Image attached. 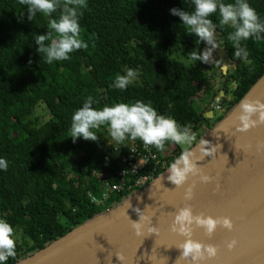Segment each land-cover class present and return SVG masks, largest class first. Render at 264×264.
<instances>
[{
  "label": "trees",
  "instance_id": "obj_1",
  "mask_svg": "<svg viewBox=\"0 0 264 264\" xmlns=\"http://www.w3.org/2000/svg\"><path fill=\"white\" fill-rule=\"evenodd\" d=\"M175 1L86 0L79 24L88 47L70 53L68 60L48 64L35 50L34 36L46 33L49 17L37 13L29 21L26 7L18 0H0V158L8 163L6 171L0 169V219L20 235L14 239L15 257L5 264L18 263L128 196L123 190L110 191L100 205L88 198L89 192L99 197L103 183L117 182L121 160L132 158L128 147L142 141L126 139L121 144L106 139L105 124L92 129L97 141L77 138L73 142L71 117L87 97L99 101L92 105L97 109L150 102L159 115L190 127L196 137L192 146L224 117L225 113L205 117L206 109L195 107L198 94L210 92L201 62L186 65L172 57L186 47L204 49V43L196 44L190 29L169 11L191 12L192 0ZM247 2L264 20V0ZM209 19L217 25L222 46L234 63L233 71L225 75L231 98L216 101L230 109L264 73V39L241 41L248 56L238 58L228 40L231 26L220 25L218 12ZM126 69L136 70L138 80L121 90L115 87V76L124 75ZM221 90L226 93L227 86ZM40 103L50 114L43 121L32 116ZM99 141L106 151L97 150ZM148 147L163 163L158 174L187 151L171 141L165 142L163 150Z\"/></svg>",
  "mask_w": 264,
  "mask_h": 264
},
{
  "label": "water",
  "instance_id": "obj_2",
  "mask_svg": "<svg viewBox=\"0 0 264 264\" xmlns=\"http://www.w3.org/2000/svg\"><path fill=\"white\" fill-rule=\"evenodd\" d=\"M215 37L217 45L216 29ZM215 56L222 59L224 73L231 63L226 50L217 47ZM245 99L264 103V73L229 113L186 151L194 154L202 174L212 177L210 182L190 176L183 186L176 187L167 179V167L117 206L77 225L16 264H175L181 255L176 246L185 238L171 231V224L175 212L188 205L194 215L226 216L233 223L231 231L218 226L211 236L193 226L192 239L217 248L216 255L201 264H264V123L237 130L236 116ZM211 116L210 110L206 117ZM252 119L257 120V116ZM203 139L214 147L212 155L202 156L199 151ZM193 184L192 199L185 200V189ZM135 209L151 218L157 233L145 230L135 235L131 228V221L139 220ZM233 239L237 243L229 250L226 245ZM117 254L123 256L122 262Z\"/></svg>",
  "mask_w": 264,
  "mask_h": 264
},
{
  "label": "clouds",
  "instance_id": "obj_3",
  "mask_svg": "<svg viewBox=\"0 0 264 264\" xmlns=\"http://www.w3.org/2000/svg\"><path fill=\"white\" fill-rule=\"evenodd\" d=\"M20 5L27 9V20L32 21L37 13L49 17L47 31L43 35L34 36L36 52L43 57L44 62L52 64L55 61L70 59V53L86 49L88 43L81 37L79 24L81 9L87 7L86 0H18ZM193 11L172 8L170 14L178 16L181 23L190 29L194 35L196 44L203 42V50L194 49L190 52L193 61L203 64H212L215 61L213 50L217 49L215 42L216 24L209 17L218 12L220 25H230L233 31L228 34V40L232 42L235 49L234 55L246 59L247 50L241 46V41L248 39H264V20H261L254 8L247 0H234L233 3H225L224 0H192ZM53 13H58L53 17ZM137 71L129 69L124 75L119 73L115 76V87L125 90L137 77ZM99 103L93 97H87L81 108L74 111L71 117L70 137L73 142L77 138L88 141H97L98 135L92 129H98L107 124L111 138L117 143H123L126 139L141 140L146 146H155L163 150L166 141L175 144H191L195 135L190 131L189 126H180L171 117L159 115L151 106L137 100L134 103H115L112 106H103L100 109L92 107ZM257 120H253V116ZM239 121L237 130L246 131L257 122L264 123V103L260 101L243 100L239 105V112L236 116ZM205 146L211 148L206 150ZM214 147L207 140H201L199 151L202 156L212 155ZM192 152H182L180 156L169 166L167 179L176 187L183 186L190 176L198 177L200 182L208 183L212 177L202 174L197 166ZM8 163L0 158V169L7 170ZM191 185L185 189L184 199H192ZM139 199V198H138ZM138 221H131V228L135 235L140 236L146 230L148 234L157 233L156 227L152 226L151 218L148 215H141L139 209ZM195 228H201L205 234L211 236L216 228L222 227L229 231L233 228L232 220L226 216L212 217L208 215L193 214L190 205L178 209L174 214L171 224V231L183 236L185 239L176 247L181 250L180 257L175 264L188 261L189 264H201L206 258H212L217 253V248L211 244H203L192 239ZM14 229L5 220L0 219V264L10 257H15L16 242L13 238ZM237 241H229L226 247L231 250ZM117 259L123 261V256L117 254Z\"/></svg>",
  "mask_w": 264,
  "mask_h": 264
},
{
  "label": "rangeland",
  "instance_id": "obj_4",
  "mask_svg": "<svg viewBox=\"0 0 264 264\" xmlns=\"http://www.w3.org/2000/svg\"><path fill=\"white\" fill-rule=\"evenodd\" d=\"M175 1V0H173ZM176 3V1H175ZM176 6L178 7L177 3ZM219 34V33H218ZM203 47H205V44L203 45ZM217 47L219 49H222V41L220 40V35L217 39ZM194 49H197V47H186L180 51H177L176 53H174L172 55L173 58L180 60L182 62H184L186 65H190V64H194L195 61H193L191 59L190 56V52L193 51ZM215 61L212 64H203L201 63L204 68L207 71V75H208V85L207 87L210 89L209 93H204L201 92L198 94V102L195 105V107L199 110L205 108L206 111L204 112V116L206 117V113L208 111H212V116L211 118L217 117L221 114H228L230 109H227L226 107H221L216 101L217 100H223L224 101H228L231 98V85L229 84V82L226 81L225 75H227L228 73H231V71H233L234 68V63L231 62L227 69L225 70V72L223 73V68H222V59L220 57H214ZM129 69H126V71ZM138 80V75L136 77V79L134 81ZM232 85H234V81L231 82ZM222 86H227V92H223V95H220V90L222 88ZM225 103V102H224ZM48 114V115H47ZM224 115V116H225ZM32 116H36L38 117L41 121L45 120L46 118L48 119L50 114L47 112L45 106L43 105V103H40L34 110L33 115ZM48 116V117H47ZM109 130L108 133L106 135V139L112 140L114 141L111 137H109ZM97 145V150L98 151H106L107 149L102 145V142L99 141L96 143ZM106 145H110V142H106ZM174 145H170V147L168 148V151L173 147ZM179 146L183 149V150H188L189 148L192 147V143L191 144H179ZM114 148H113V152H114ZM112 152V154H113ZM111 153V152H110ZM14 239H20V235L19 232L14 233L13 236Z\"/></svg>",
  "mask_w": 264,
  "mask_h": 264
},
{
  "label": "built area",
  "instance_id": "obj_5",
  "mask_svg": "<svg viewBox=\"0 0 264 264\" xmlns=\"http://www.w3.org/2000/svg\"><path fill=\"white\" fill-rule=\"evenodd\" d=\"M128 148L132 158L130 160L124 158L121 160V166L115 173L117 182L113 184L105 182L99 186L101 192L99 197L89 192L88 198L91 203L95 205L102 204L109 197L110 191L123 190L126 195H131L139 190L137 187L141 185L144 187L158 175V169L163 167V163L157 154L151 152L149 147L144 145L143 142L133 144Z\"/></svg>",
  "mask_w": 264,
  "mask_h": 264
},
{
  "label": "flooded vegetation",
  "instance_id": "obj_6",
  "mask_svg": "<svg viewBox=\"0 0 264 264\" xmlns=\"http://www.w3.org/2000/svg\"><path fill=\"white\" fill-rule=\"evenodd\" d=\"M213 114V113H212Z\"/></svg>",
  "mask_w": 264,
  "mask_h": 264
}]
</instances>
